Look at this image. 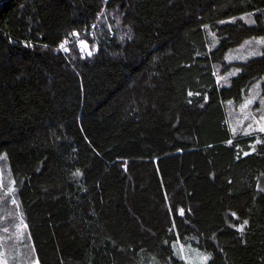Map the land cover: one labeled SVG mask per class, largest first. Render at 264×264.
I'll return each instance as SVG.
<instances>
[{
  "label": "trees",
  "instance_id": "trees-1",
  "mask_svg": "<svg viewBox=\"0 0 264 264\" xmlns=\"http://www.w3.org/2000/svg\"><path fill=\"white\" fill-rule=\"evenodd\" d=\"M250 98L264 116V0H0V156L29 234L8 264H187L176 242L264 264Z\"/></svg>",
  "mask_w": 264,
  "mask_h": 264
},
{
  "label": "rangeland",
  "instance_id": "rangeland-1",
  "mask_svg": "<svg viewBox=\"0 0 264 264\" xmlns=\"http://www.w3.org/2000/svg\"><path fill=\"white\" fill-rule=\"evenodd\" d=\"M249 48L248 53L244 57H248L250 52L254 50L256 45L249 44L246 46ZM85 51H88L84 48ZM240 56H235V58ZM255 98V97H254ZM254 98H250L245 102L244 107L241 108V115L238 117L234 128L242 127L244 122H247L246 129L259 131V125L256 121H260L256 111L261 110L256 108L254 111ZM263 107V106H262ZM250 116V117H249ZM249 117V118H248ZM264 124V121H260ZM251 125V128L249 127ZM15 181L12 176L9 164L6 157L0 156V219L7 222L6 228L0 229V259L6 260L8 264V257L14 256L19 248L24 247L28 243L29 234L25 227L23 215L21 213V207L18 200V196L14 192ZM9 222V223H8ZM176 254L181 259L185 260L187 264H207L211 259L209 253L200 251L191 246H184L178 242L174 243ZM13 252V253H11ZM208 257L207 261H204V257ZM27 264L31 261L27 258H23ZM37 260L34 259L30 264H37Z\"/></svg>",
  "mask_w": 264,
  "mask_h": 264
},
{
  "label": "snow or ice",
  "instance_id": "snow-or-ice-1",
  "mask_svg": "<svg viewBox=\"0 0 264 264\" xmlns=\"http://www.w3.org/2000/svg\"><path fill=\"white\" fill-rule=\"evenodd\" d=\"M251 22L254 23V21H251ZM72 35L73 36H78L79 34L78 33H73ZM66 44H67V41L62 43L60 45V48L67 52V51H69V49L65 47ZM80 45H81L82 48H85V49L88 48V45H87V43L85 41H80ZM91 54H92L91 51H89L88 55H91ZM189 95H191V93ZM247 103L250 104V103H252V101L250 100ZM262 103H264V102H262ZM260 121H264V116L260 117ZM260 121H256V123L259 125V131L260 132H264V124H261ZM249 127L251 128V125H249ZM233 132H235V129H233ZM245 134L247 135L249 133H245ZM257 142L259 143V141H257ZM229 143H231V141H229ZM245 155H248V153H245ZM180 214L183 215V210L182 209L180 210ZM233 215H235V213H233ZM244 224H247V221H244ZM25 227H26V225H25ZM243 227H244V225L242 224L240 226V231H243ZM203 259H204V261H207L208 257L205 256ZM0 264H7V261L3 260V259H0ZM37 264H38V262H37Z\"/></svg>",
  "mask_w": 264,
  "mask_h": 264
},
{
  "label": "built area",
  "instance_id": "built-area-1",
  "mask_svg": "<svg viewBox=\"0 0 264 264\" xmlns=\"http://www.w3.org/2000/svg\"><path fill=\"white\" fill-rule=\"evenodd\" d=\"M95 29V25L93 24L92 26H91V32H93V30ZM74 33H78V32H74Z\"/></svg>",
  "mask_w": 264,
  "mask_h": 264
}]
</instances>
